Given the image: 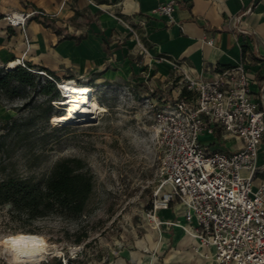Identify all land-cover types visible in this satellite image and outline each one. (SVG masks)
<instances>
[{
    "label": "rangeland",
    "instance_id": "obj_1",
    "mask_svg": "<svg viewBox=\"0 0 264 264\" xmlns=\"http://www.w3.org/2000/svg\"><path fill=\"white\" fill-rule=\"evenodd\" d=\"M4 14L0 15L3 19ZM115 15L124 31H96L91 55L79 57L72 47L71 54L77 58L64 56L53 67L59 80L92 82L95 93L89 95L104 106L103 111L89 120L72 123L62 119L66 107L53 104L55 111H63L50 116L46 123L41 117V104L47 96L38 93V87L26 88L23 95L12 99L0 96V167L5 166V173L40 177L62 156L83 158L94 173L93 193L86 211L77 218L54 214L23 225L9 217L7 206H0V264L11 261L10 248L3 240L18 233L46 238L50 252L39 264H55L74 251L80 264L91 258H115L139 241L156 238L158 228L147 215L152 191L161 177L151 125L155 110L175 100L187 83L179 66L166 67V58L150 55L137 24ZM89 19L85 15L80 23L83 28ZM24 41L20 52L0 54V67L17 62V58L26 62L31 55L30 62L36 64L32 71L43 82L46 75L36 72L38 66L48 63L51 50L40 52L38 47H31L26 36ZM55 100L58 98L51 101ZM32 115L37 119L24 132L20 124ZM10 122H16L19 131L11 128ZM59 125L67 127L54 130Z\"/></svg>",
    "mask_w": 264,
    "mask_h": 264
},
{
    "label": "built area",
    "instance_id": "obj_2",
    "mask_svg": "<svg viewBox=\"0 0 264 264\" xmlns=\"http://www.w3.org/2000/svg\"><path fill=\"white\" fill-rule=\"evenodd\" d=\"M176 6V0L160 2L152 13L171 16ZM248 10L234 19L240 20ZM18 14L8 10L4 19L16 26L24 25L35 14L42 18L49 15L37 8ZM237 30L252 33L245 28ZM16 61L15 65L33 70L23 59ZM179 68L186 87L196 97L188 102L178 95L154 112L151 127L161 177L152 191L147 215L158 229L162 224L179 226L200 244L212 248L215 264H264V181L253 184L258 145L264 134V87L252 91L244 62L216 66L209 78L192 76L182 64ZM38 72L54 81L58 99L64 97L59 84L63 79ZM71 80L90 84V92L95 93L92 83L66 79ZM216 129L222 137L241 139V146L233 152L209 149L200 134ZM173 204L181 207L182 220H161L159 211ZM73 253L71 257L75 258L76 251ZM61 260L66 264L67 258L62 256Z\"/></svg>",
    "mask_w": 264,
    "mask_h": 264
},
{
    "label": "crops",
    "instance_id": "obj_3",
    "mask_svg": "<svg viewBox=\"0 0 264 264\" xmlns=\"http://www.w3.org/2000/svg\"><path fill=\"white\" fill-rule=\"evenodd\" d=\"M167 1L0 0V15L8 10L31 8L51 14L45 23L41 22L42 17H30L24 27L11 25L0 17V54L23 50L26 36L31 47H38L40 52L45 48L51 50L48 63L43 66L53 71L54 65L64 56L77 58L71 54L72 47L79 57L91 55L95 48L91 40L96 31H124V25L115 15L120 14L137 24L142 44L151 56L168 57H164L166 67L182 64L192 76L209 78L216 66L244 62L252 91L264 87V0H176L177 6L171 16L152 13L157 4ZM247 9L240 20L234 19L233 16ZM85 15L90 19L83 28L80 23L85 20ZM238 28L252 33L239 32ZM210 38L212 43H208ZM27 59L30 62L32 56ZM200 140L211 150L227 152L236 151L242 144L239 138L222 137L218 129L212 133L204 130ZM256 162L254 185L264 181V134L258 145ZM181 210L179 205L173 204L160 210L158 215L161 220H182ZM155 237L146 242L139 241L115 258H91L82 264H215L212 248L200 244L179 226L162 224ZM64 258H67L66 264L81 263L79 256L66 255ZM56 261L55 264H62L61 258Z\"/></svg>",
    "mask_w": 264,
    "mask_h": 264
},
{
    "label": "trees",
    "instance_id": "obj_4",
    "mask_svg": "<svg viewBox=\"0 0 264 264\" xmlns=\"http://www.w3.org/2000/svg\"><path fill=\"white\" fill-rule=\"evenodd\" d=\"M31 17L36 19L38 15ZM46 17H43L42 23H45ZM26 65L29 68L36 66L29 61H26ZM38 67L39 70L59 79L50 69L44 66ZM34 73L19 64L11 68L0 67V96L12 99L23 95L26 88L35 90L38 87L36 91L47 96L41 104V117L47 123L50 116L62 111H55L51 101L59 98V92L53 80L45 76L44 81L40 82ZM179 97L192 102L196 93L183 86ZM36 119L35 115L25 119L20 124L23 131L26 132ZM10 125L11 128H17L19 131L16 122H10ZM65 127L67 125H59L54 127V130ZM1 144L3 145V142L0 141ZM5 170V166L0 167L3 173L0 177V206H7L6 212L9 217L21 221L23 225H31L36 219L54 214L65 218H77L86 211L94 190V173L87 162L79 156L57 158L48 172L40 177L19 176L10 172L5 173ZM27 231L34 232L32 229Z\"/></svg>",
    "mask_w": 264,
    "mask_h": 264
},
{
    "label": "bare ground",
    "instance_id": "obj_5",
    "mask_svg": "<svg viewBox=\"0 0 264 264\" xmlns=\"http://www.w3.org/2000/svg\"><path fill=\"white\" fill-rule=\"evenodd\" d=\"M13 12L19 16L18 11ZM14 64V62L9 63L10 66ZM59 84L64 92V97L61 98L62 104L66 107L62 116L64 121L76 123L80 120H89L91 116L104 110V106L96 98L89 95L91 87L88 84L77 83L74 80L66 81V79L59 81ZM5 245L9 247L7 244ZM49 252V244L47 243L46 247L35 253L34 258L44 257V254Z\"/></svg>",
    "mask_w": 264,
    "mask_h": 264
},
{
    "label": "clouds",
    "instance_id": "obj_6",
    "mask_svg": "<svg viewBox=\"0 0 264 264\" xmlns=\"http://www.w3.org/2000/svg\"><path fill=\"white\" fill-rule=\"evenodd\" d=\"M4 243L11 251L10 264H39L43 257L34 258V255L47 246L45 237L25 233L8 236Z\"/></svg>",
    "mask_w": 264,
    "mask_h": 264
}]
</instances>
